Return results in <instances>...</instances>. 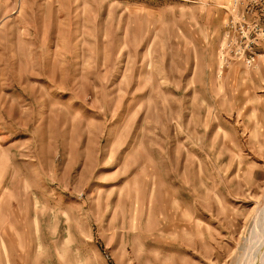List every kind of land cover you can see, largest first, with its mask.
Returning <instances> with one entry per match:
<instances>
[{
    "label": "rangeland",
    "instance_id": "1",
    "mask_svg": "<svg viewBox=\"0 0 264 264\" xmlns=\"http://www.w3.org/2000/svg\"><path fill=\"white\" fill-rule=\"evenodd\" d=\"M231 2L0 0V264L244 261L264 56L224 64Z\"/></svg>",
    "mask_w": 264,
    "mask_h": 264
},
{
    "label": "built area",
    "instance_id": "2",
    "mask_svg": "<svg viewBox=\"0 0 264 264\" xmlns=\"http://www.w3.org/2000/svg\"><path fill=\"white\" fill-rule=\"evenodd\" d=\"M226 10L221 58L251 66L264 56V0H232Z\"/></svg>",
    "mask_w": 264,
    "mask_h": 264
},
{
    "label": "bare ground",
    "instance_id": "3",
    "mask_svg": "<svg viewBox=\"0 0 264 264\" xmlns=\"http://www.w3.org/2000/svg\"><path fill=\"white\" fill-rule=\"evenodd\" d=\"M241 264H264V205L258 209L251 233L242 246ZM240 258V256H239Z\"/></svg>",
    "mask_w": 264,
    "mask_h": 264
},
{
    "label": "crops",
    "instance_id": "4",
    "mask_svg": "<svg viewBox=\"0 0 264 264\" xmlns=\"http://www.w3.org/2000/svg\"><path fill=\"white\" fill-rule=\"evenodd\" d=\"M17 204H20V201H18V202L16 201L13 205L16 206ZM12 212H13L14 214H19V210H18L17 212L13 210ZM15 212H16V213H15ZM1 243H6V240H5V238H4L3 236L1 237V242H0V244H1Z\"/></svg>",
    "mask_w": 264,
    "mask_h": 264
}]
</instances>
